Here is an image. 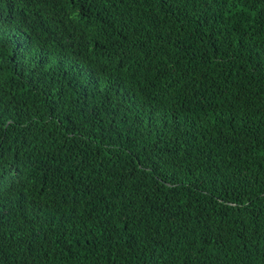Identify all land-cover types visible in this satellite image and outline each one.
<instances>
[{
    "label": "trees",
    "instance_id": "trees-1",
    "mask_svg": "<svg viewBox=\"0 0 264 264\" xmlns=\"http://www.w3.org/2000/svg\"><path fill=\"white\" fill-rule=\"evenodd\" d=\"M0 264H264V0H0Z\"/></svg>",
    "mask_w": 264,
    "mask_h": 264
}]
</instances>
